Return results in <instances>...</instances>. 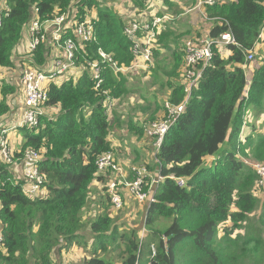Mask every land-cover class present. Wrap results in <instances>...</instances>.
<instances>
[{
    "label": "trees",
    "instance_id": "1",
    "mask_svg": "<svg viewBox=\"0 0 264 264\" xmlns=\"http://www.w3.org/2000/svg\"><path fill=\"white\" fill-rule=\"evenodd\" d=\"M4 1L7 9L2 11L0 27V130L10 113L11 98L19 89V74L10 76L8 82L1 76L4 71L16 67L23 70L26 66L48 68L54 48L67 36L76 38L78 47L83 46L76 56L77 63L85 66L86 60L97 59L103 69L104 84L99 90L88 70L77 79L71 76L61 83L51 82L46 107H58L56 116L43 114L35 129L20 128L24 142L14 159L20 160L30 148L41 154L39 165L47 191L44 197L28 196L24 180L0 158V264H58L56 250L61 254L78 244H88L82 234L87 229L83 216L94 194V181L106 184L109 180V174L98 173L97 161L102 154L116 150L109 139L112 129L117 125L143 138L144 125L159 120L165 104L153 106L148 101L143 121L128 115L122 122L123 116L115 111L114 119H109L103 91L109 90L120 101L133 90L128 86V75L115 72L99 52L109 54L122 68H130L135 56L132 41L124 33L126 22L104 0ZM206 12L217 21L210 34L213 57L190 94L182 79L169 84L172 92L167 102L186 106L165 134L159 150L153 152L158 165L146 163L152 173L164 177L146 213L148 235L141 239L138 229L120 231L113 211L105 208L107 202L112 206L105 185L100 201L105 212L90 222L93 255L85 258V264H119L111 253L113 249L122 254L121 264H264V201L258 198V188H264L258 184V172L242 157L251 148L254 157L264 160V134L253 141L251 137L241 138L248 108L262 107L264 102V64L256 69L251 81L245 73L247 53L261 40L264 0L220 2L208 5ZM61 15L77 20L90 17L96 28L95 38L79 40L70 23L63 39L55 41L49 30L35 49L24 52L25 39L30 41L31 23L35 19L52 21ZM226 32L237 44L215 43ZM222 47L231 52L229 57H224ZM17 51L26 53L27 58H16ZM180 63L179 57L173 71V75L179 73V78ZM134 155L137 161H146L140 151L134 150ZM214 156V162L207 165V158ZM179 178L185 180V186H179ZM259 205L256 221L252 214ZM163 220L169 222L167 226H162ZM152 244L157 247L155 257Z\"/></svg>",
    "mask_w": 264,
    "mask_h": 264
},
{
    "label": "built area",
    "instance_id": "2",
    "mask_svg": "<svg viewBox=\"0 0 264 264\" xmlns=\"http://www.w3.org/2000/svg\"><path fill=\"white\" fill-rule=\"evenodd\" d=\"M223 0H198V7H207ZM7 9L6 2L4 5L0 2V27L3 22L4 15L2 11ZM166 18V17H165ZM164 17L154 16L152 20L139 21L133 19H125L126 26L124 33L128 39L132 41L131 50L135 56L134 64L129 68H148L153 61V50L158 42V37L162 31V25L165 21ZM74 24L73 32L81 41H89L96 36L95 24L90 17L85 20L69 19L67 15H61L55 20L42 22L35 19L29 26L28 35L30 41L28 51L35 49L42 41L45 40L46 33L50 30L55 41H59L67 34L66 28L68 24ZM212 41L203 40L199 44L189 43L185 50L184 66H183V81L185 82V91L190 94L192 89L197 86L202 77L203 71L213 57ZM218 45L226 46L237 44L234 36L230 32L221 35L217 41ZM57 47L62 51V54L54 53L51 64L48 68L40 69L38 67L26 66L21 70L18 79L19 89L17 97L21 92L22 99L19 97L22 112L19 120L8 126H1L0 130V158L10 166L16 163L14 159L15 152L12 149L9 141V132L19 128L28 127L35 129L40 123V117L46 114L44 109L48 101V85L51 82L64 80L71 76H76L78 72L88 70L89 74L95 83V89L99 90L104 84L102 75V66L97 59L85 61V66L77 63L76 56L79 49L76 43V38L67 36L62 44H57ZM100 56L103 61L111 64L115 72L127 71L118 65L109 54L100 50ZM255 59V54L252 50L247 53L249 62ZM105 95V105L108 116L110 117L116 105V99L110 95L109 90L103 91ZM186 103L179 106H172L169 102L164 105L165 116L159 120L152 121L144 125L146 136L153 142L155 151L159 150L164 140L165 134L170 129L171 125L177 120L178 116L184 111ZM110 119V118H109ZM111 120V119H110ZM41 154L35 149H27L20 161L23 164V180L24 191L30 197L46 195L44 184L45 176L40 170ZM98 173L109 174V180L106 182L108 197L110 198L113 210H122L126 201V192L132 199L140 204H145L146 211L150 204L155 200V193L158 185L164 180L160 173H152L147 167L142 165L132 164L128 168L118 162L114 152L109 151L102 154L98 161ZM254 169L259 174L258 184H264V169L258 170L254 165ZM132 176L130 179L129 176ZM179 186L186 185L183 178L177 179ZM3 240V229L0 223V245ZM152 256L157 255V249L154 244L151 245ZM137 264V263H136Z\"/></svg>",
    "mask_w": 264,
    "mask_h": 264
},
{
    "label": "crops",
    "instance_id": "3",
    "mask_svg": "<svg viewBox=\"0 0 264 264\" xmlns=\"http://www.w3.org/2000/svg\"><path fill=\"white\" fill-rule=\"evenodd\" d=\"M116 1H118V0H104V2L109 6H112L113 4H115ZM134 1H135V4L140 9L141 8L145 9V7H144L145 2L143 0H134ZM159 1L162 2V4H160V7L157 10H155L154 16H159V17H164V18L166 17V18H165V21L162 25V31H161V34L159 35V40L156 43V47L153 50L152 64L148 68H141V72L144 73L145 71L152 69L155 58H156V62H157L156 65L157 66H161V65H164L165 63L169 62V64H170L169 69L163 70V71H158L160 73V76L157 75V77L154 78V80L152 81L153 86H156L162 90H165L166 97H164V98L167 99L172 92L169 84L170 83H177L181 79L183 80V66H184L183 60L185 58V50H186L187 45L189 43L199 44L203 40H208L209 38L211 39V37H210L211 31L214 28L217 21L208 17L207 12H206V7H198V0H159ZM233 1L234 0H223V2H233ZM5 2L6 1H4V0L1 1L2 4ZM113 9L116 11L115 8H113ZM96 15H97V11L94 9L92 11V16L95 17ZM154 16H147V17L144 16V17H141L140 19H135V18H132V19L133 20H139V21H147V20H152L154 18ZM126 18L127 17H123L122 19L125 21ZM260 38H261V40L255 45L254 51L258 50L261 55H264V28L262 29ZM28 45H29V39H27V43L23 44V47H22V49L26 53L28 52ZM222 48H223L222 54L224 55V57H226V58L229 57L231 55V52L229 50H227L225 47H222ZM54 51H55V53L62 54V51L57 46H56V48H54ZM22 52L23 51H21V53ZM177 56H178V59H179V57L181 58V63L179 65V67L180 68L182 67V74H181L180 78H179L178 72H177V74L173 75V71H174L175 66H176L175 64H176V61L178 60V59H176ZM260 60L261 61H253V62L251 61L250 62L251 65L256 63V66L255 67H252L251 65L248 66V68H252V69H249L248 72L246 71V69H247V67H246L245 73H246V77H247L248 81H251V79L254 76L256 69H258L262 64H264V56L262 58H260ZM182 62H183V65L181 66ZM179 69H178V71H179ZM127 71H123V72L127 73ZM156 71H157V67L152 69L149 72V74H152V73L155 74ZM20 72H21V68L16 67L15 70L4 71L1 76L3 78H5L6 81L11 82L10 76L14 75L15 77H17L18 74H20ZM81 72L82 71L78 72L77 75L74 77H76V79L79 78L80 77L79 75H81ZM158 72H156V73H158ZM3 75H5V76H3ZM6 76L8 77V80H7ZM18 79H19V77L16 78V80H18ZM128 81H130L129 75H128ZM61 82H62V80H58V83H61ZM131 90H133V89H131ZM142 91H143L142 89H136V90H133V93L134 94L139 93L138 99L144 98L147 103H148V101L150 102V105H153V106H156L157 104L164 105L167 102V100H166L164 103L165 99H163V98H161L159 100L156 97H154V99H149L146 96H143ZM19 97L22 99L21 92L19 93L18 97H17V95H15L13 98H11L10 113L5 117L6 119H4V122L2 123L3 125L8 124V126H10L19 120V116L22 112V106H21ZM121 101H123V99ZM115 103H116V105H118L119 100H116ZM54 108H53L54 111L57 113L59 111V108L58 107H54ZM114 111L117 112L116 108H114ZM163 112H164V107H163ZM159 113L162 114V111H160ZM128 115L133 116L134 114L129 113ZM160 117H162V116H160ZM125 119L122 118V122L125 121ZM123 125L124 124H122V126ZM117 127L118 126L116 125L112 129V133H111L109 139H110L112 145L116 148V150H114V152L116 154L117 160H120L118 162H120L123 166L128 168L130 166L131 162L132 163L139 162L135 158L134 150L140 151L141 153L144 154V151H142L141 149H139L137 147V145H138L137 142H139V143L145 142V143L149 144L148 142H152V141L146 135L143 138H141V137L139 138L137 135L132 134V137L135 138V140H133L130 150H127L126 149L127 145H125V143H124L125 142L124 141L125 136H123L124 129H118ZM11 131H13V133L10 134ZM11 131L9 132L8 137H9L10 145L12 146V149L16 153V152H19L21 150V148L23 146L24 138H23V134L20 133V128L17 130H11ZM122 147H124V148H122ZM144 147H147L148 149L152 150L151 144L149 146L145 144L142 146V148H144ZM120 151H121V153H120ZM127 151L129 152V154L126 157H124V159H129L130 161L126 162L123 159H118L120 156L126 154ZM10 167L12 168V171L16 175V177L21 178V179L23 178V164L20 160H16V163ZM129 178L131 179L132 176L130 175ZM105 185L106 184L96 180L93 183L92 190L94 193L98 194V196L100 198H102L103 193H104L103 186H105ZM45 192L47 193L46 190H45ZM106 195H107V193H106ZM125 195H126V201H128V204H127L128 209L125 212H123L122 210H119V211L113 210V214L116 217L115 221L118 225L120 223L123 226H130L131 228H129V229H132V228L138 229L139 230L138 235L140 236V238L141 239L145 238L148 235V230L145 228V222H144L145 217H146V213H147L146 208L144 206L145 211L142 209L143 214H142V212H139V211L134 212L133 209H131V207L134 208V205H133V204H135V203H133L134 200H132L131 197L129 195H127V192ZM115 214H118V215L116 216ZM138 214L142 215L141 219L139 218ZM83 219H84V216H83ZM93 219H91L87 222H85L84 220L83 221L88 226V225H90V222ZM120 228H121V226H120ZM85 258H89V257L86 256ZM120 260H121V258H120ZM120 260L118 261V259H116V257H115V262L121 264Z\"/></svg>",
    "mask_w": 264,
    "mask_h": 264
},
{
    "label": "rangeland",
    "instance_id": "4",
    "mask_svg": "<svg viewBox=\"0 0 264 264\" xmlns=\"http://www.w3.org/2000/svg\"><path fill=\"white\" fill-rule=\"evenodd\" d=\"M99 1H103V0H99ZM145 2V9L144 8H139L136 4L134 0H118L116 1L115 4H113L111 7L116 9V14H118L119 17H127L128 19H140L141 17H147V16H154L155 15V10H157L160 7V4H162V2H160L159 0H143ZM4 5V3H3ZM191 40V39H190ZM189 41V40H188ZM25 43H27V40L25 39L24 41ZM21 51H17V55L16 58L18 57H24L27 58L26 54L20 53ZM255 54V59L253 61H261L260 58H262L264 55H261L260 52L254 51ZM18 61V60H17ZM252 61V62H253ZM19 62V61H18ZM156 58L154 61V64L152 66V69L157 67V71H163V70H167L170 67L169 62L165 63L164 65L161 66H157L156 65ZM20 64H18L19 66ZM251 63L248 62L247 64H245V68L247 66L246 71L248 72L249 69L252 68H248V66H250ZM252 67L256 66V63L251 65ZM124 69H128L127 73H125L126 75H129V84L128 86L130 87V89L136 90V89H142V93L143 96H146L149 99H154V97H156L158 100L163 98L164 103L166 100H168V98H164L166 97L165 95V90H162L156 86L152 85V81L154 80V78L158 76H160V73H152L149 74V72L152 70H148L145 71L144 73L141 72V69L138 68H134L133 70L124 67ZM5 76V75H3ZM7 80L8 77L6 76ZM67 78H64V80ZM138 94L139 93H130L127 96H125V98H123V101H119L118 105H114L113 108H116L117 110V114L122 115V118H127L129 113H133L137 118L140 119V121H143L145 119V115L143 114V108H145V106L147 105V102L145 101L144 98L138 99ZM141 95V94H140ZM139 95V96H140ZM140 108V109H139ZM55 109V108H54ZM53 108H45L44 111L48 116H56V112L54 111ZM133 110V111H132ZM114 111V110H113ZM148 115V112H147ZM159 116H162V118L165 116V113L162 112L159 113ZM111 120H113L114 118V113H112V115L109 117ZM149 117H147L146 119H148ZM138 119V120H139ZM161 119V118H160ZM245 128L244 131L241 134V138L243 140L246 139V137H251L252 141L253 140H257V138L260 136V134H264V102L262 107H254V106H250L248 108V111L245 115ZM13 133V131L10 132V134ZM20 133L23 134V131L20 129ZM13 135V134H12ZM250 135V136H249ZM123 136H125L124 138V143L127 144L126 149L130 150L131 148V144L133 142V140H135V138L132 137V134H129L127 131L124 132ZM12 137V136H11ZM138 145L137 147L139 149H141L142 151H144V160L146 161H139L138 165H142L147 167L150 171L152 169L148 167V165L146 163H150L151 165H158V160L152 156L153 152L155 151L154 148L152 150L148 149L147 147L142 148L143 145H150L151 147H153V142H148L147 143H139L137 142ZM247 156L242 155V157L244 158L245 162L252 166L254 165L258 170H262L264 169V160H259L256 157H254V153L253 150L251 148L247 149ZM129 154V152L127 151L126 154L120 156L118 159H123L124 161L128 162L130 161L129 159H124V157H126ZM216 159V157H209L207 158L206 162L207 165L211 164L212 162H214V160ZM120 161V160H118ZM130 163V162H129ZM132 163V162H131ZM130 163V165H132ZM264 188V184L261 186ZM258 198L261 200V202L264 201V190L258 188ZM132 199V198H131ZM134 200V199H132ZM100 201L101 198L98 196V194L94 193L92 195V197L90 198L89 204H88V208L84 214V221L87 222L93 218H96L97 216L103 214L105 212V208L107 210H112L113 208L112 206H109V202L106 203V207L102 208L100 206ZM126 201V199H125ZM134 208L131 207V209H133L134 212H142V209L145 211L144 206L145 204H140L137 201H133ZM128 201H126L122 211L125 212L128 207H127ZM141 207V208H140ZM146 208V206H145ZM260 211H261V206L259 205L256 210L254 211V213L252 215H255L256 217V221L259 218L260 215ZM116 216L118 214H115ZM139 218H142L141 214H138ZM144 218V217H143ZM169 222L167 220H163L162 226H167ZM226 224V223H224ZM119 225L121 226L120 231H129L131 228L130 226H123L119 223ZM229 225V222H227L226 226ZM224 226V225H223ZM91 231V226L88 225L87 229L84 230L82 232V234H84V240L87 241V245H85V243H81L76 245L71 251L69 252H62L61 254L57 252L56 250V254L54 256V258L56 259V261H58V264H85L84 260L85 257L88 256L90 257L93 254V236L90 233ZM223 232L222 230H220V236H223ZM156 247V245H155ZM157 248V247H156ZM113 253V255L116 257V259H118V261L120 260V258L122 257V254L119 251H113L111 252Z\"/></svg>",
    "mask_w": 264,
    "mask_h": 264
},
{
    "label": "bare ground",
    "instance_id": "5",
    "mask_svg": "<svg viewBox=\"0 0 264 264\" xmlns=\"http://www.w3.org/2000/svg\"><path fill=\"white\" fill-rule=\"evenodd\" d=\"M103 80H104V78H103Z\"/></svg>",
    "mask_w": 264,
    "mask_h": 264
},
{
    "label": "water",
    "instance_id": "6",
    "mask_svg": "<svg viewBox=\"0 0 264 264\" xmlns=\"http://www.w3.org/2000/svg\"><path fill=\"white\" fill-rule=\"evenodd\" d=\"M209 40H210V38H209Z\"/></svg>",
    "mask_w": 264,
    "mask_h": 264
}]
</instances>
